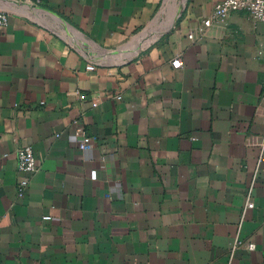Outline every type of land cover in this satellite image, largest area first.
Instances as JSON below:
<instances>
[{
	"label": "crops",
	"instance_id": "0c3cea01",
	"mask_svg": "<svg viewBox=\"0 0 264 264\" xmlns=\"http://www.w3.org/2000/svg\"><path fill=\"white\" fill-rule=\"evenodd\" d=\"M7 1L0 264H264V21L204 25L216 0H187L133 53L163 0ZM22 143L37 168L18 195Z\"/></svg>",
	"mask_w": 264,
	"mask_h": 264
},
{
	"label": "built area",
	"instance_id": "2783aa9c",
	"mask_svg": "<svg viewBox=\"0 0 264 264\" xmlns=\"http://www.w3.org/2000/svg\"><path fill=\"white\" fill-rule=\"evenodd\" d=\"M244 8L247 9L255 18L264 21V0H216L212 11L203 18V24L209 25L214 21L224 20L228 14L235 9ZM7 10L0 8V24L7 22ZM258 53L264 59V47L258 50ZM171 63L175 67H179L183 64V60L180 56L173 57ZM82 95V94H81ZM121 94H117L120 97ZM76 125L75 132L79 135L78 146L82 149H88L94 145V137L89 133L82 125L78 124V120L74 119ZM17 157V171L19 172L16 181V191L18 195H22L30 181V173L37 168L35 154L33 146L30 143L18 144L15 148ZM264 158V136L261 142L259 151V160ZM44 218H50V214H44ZM244 243L243 239L238 235L235 237L232 244V249L239 244ZM247 246L249 248L255 247L254 241H248Z\"/></svg>",
	"mask_w": 264,
	"mask_h": 264
},
{
	"label": "water",
	"instance_id": "95a60500",
	"mask_svg": "<svg viewBox=\"0 0 264 264\" xmlns=\"http://www.w3.org/2000/svg\"><path fill=\"white\" fill-rule=\"evenodd\" d=\"M7 1V0H6ZM15 1H20L21 3H28V1L25 0H15ZM169 0H163L160 10L158 11V13L155 15V17L152 19L151 23L149 26L145 27L142 31V37L140 38L139 41H137L136 45H134L131 48V51L134 53L138 50H140L142 48L143 45L148 44L154 37L168 31L169 29H171V27L175 24L176 20L178 19L179 15L181 14L186 1L187 0H178L177 1V6L175 9V13L173 14V17L171 18V20L168 23L162 24L160 26H156V24H154V21L159 20L158 18L160 17V15L163 13L164 8L166 7V4L168 3ZM7 3H9V0L7 1ZM32 6H36L39 8H43L45 10H48L52 13H54L55 15L59 16L60 18H62L58 13H56L54 10H52L49 7H46L44 5H41L39 3L36 2H29ZM143 33H145L143 35ZM120 49H116V51H118Z\"/></svg>",
	"mask_w": 264,
	"mask_h": 264
},
{
	"label": "bare ground",
	"instance_id": "6f19581e",
	"mask_svg": "<svg viewBox=\"0 0 264 264\" xmlns=\"http://www.w3.org/2000/svg\"><path fill=\"white\" fill-rule=\"evenodd\" d=\"M164 11H166V9L164 10ZM164 11H163V13L160 15V17L158 18L159 20H157V21H154V24H156V26H160V25H162V24H165V23H168L170 20H171V18L173 17V15H172V17L170 18V19H168V20H162V18H163V16H164ZM174 13H175V10H174ZM173 13V14H174ZM145 34V33H144ZM143 34V35H144ZM142 37V35H140L139 37H138V39L136 40V43H137V41H139L140 40V38ZM136 43L134 44V45H136Z\"/></svg>",
	"mask_w": 264,
	"mask_h": 264
},
{
	"label": "rangeland",
	"instance_id": "374dc122",
	"mask_svg": "<svg viewBox=\"0 0 264 264\" xmlns=\"http://www.w3.org/2000/svg\"><path fill=\"white\" fill-rule=\"evenodd\" d=\"M176 2L178 1V0H175ZM177 5V4H176Z\"/></svg>",
	"mask_w": 264,
	"mask_h": 264
}]
</instances>
